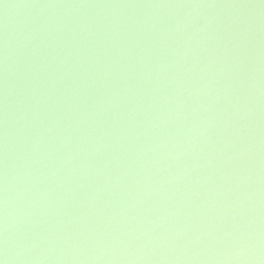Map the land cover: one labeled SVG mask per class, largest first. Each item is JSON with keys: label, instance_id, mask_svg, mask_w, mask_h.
<instances>
[{"label": "water", "instance_id": "1", "mask_svg": "<svg viewBox=\"0 0 264 264\" xmlns=\"http://www.w3.org/2000/svg\"><path fill=\"white\" fill-rule=\"evenodd\" d=\"M0 264H264V0H0Z\"/></svg>", "mask_w": 264, "mask_h": 264}]
</instances>
